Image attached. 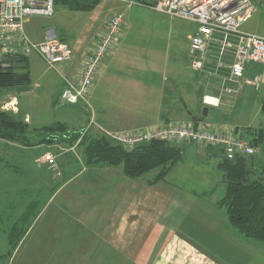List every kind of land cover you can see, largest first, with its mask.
<instances>
[{"label": "crops", "instance_id": "0c3cea01", "mask_svg": "<svg viewBox=\"0 0 264 264\" xmlns=\"http://www.w3.org/2000/svg\"><path fill=\"white\" fill-rule=\"evenodd\" d=\"M109 12L103 8L95 16L87 35L71 46V61L53 68L60 77L61 86L50 98L51 107L60 103L65 83L76 79L83 58L93 49L105 23L111 18ZM187 22L191 24L186 36L189 47V37L196 33L198 27L196 23ZM43 40L45 34L33 41ZM231 40L236 41L235 38ZM218 51L217 47H211L209 63L205 68L190 75V82L182 80L180 89H176L171 106L176 115L190 111L199 117L202 110L208 108L209 117L211 109L217 113L229 112L241 103L256 105L259 102L262 108L264 66L258 74L263 82L258 90L250 86L236 93L237 83L227 80L229 67L234 61V49L228 50L221 60L224 66L217 71ZM114 53L105 59L103 71L96 79L89 99L95 97L96 88L102 83L114 81L110 77L117 55ZM31 56L34 61L35 57L39 58L38 55ZM31 56L27 57L30 90L25 93L12 90L16 94L10 97V104L18 105V108L3 110L20 115L30 126L32 116L19 106L20 98L32 93L33 88L39 85L37 82L34 86L32 84L28 68ZM33 74L36 76L34 69ZM214 83L220 85L219 89ZM170 91L164 88L163 94ZM205 96L220 99V105L205 106ZM164 101L165 98L163 103L160 100L159 112L151 118L152 124L143 126H165L176 122L163 115ZM188 104L191 109H188ZM81 110L76 112V117L82 115ZM92 113L95 114V118L92 117L95 128L88 131L89 135L97 136L101 130L143 127L134 115L100 104L97 108L93 105L91 112L88 111L90 117L85 115L84 121L89 123ZM202 123L217 129H236L243 135L251 129L250 125H231L226 118L222 122L211 120ZM44 125L39 123L37 129ZM0 146L5 151L0 156V264H247L257 259L264 264V244L244 238L232 227L226 209L219 205L223 198L206 203L201 199L205 197H201L196 190H179L170 183L171 187L167 178L156 183H153L156 176L152 180L142 177L129 179L122 167L86 164L82 150L77 146L40 145L37 150L44 151L39 157L29 155L30 149L18 144L0 140ZM46 152L55 154L57 168L51 169L39 160ZM206 153L211 157L208 149ZM4 160L7 165L2 166L1 161ZM214 192L215 188L210 195ZM26 214L30 218L28 231L17 247L11 250L8 240L10 229L20 224Z\"/></svg>", "mask_w": 264, "mask_h": 264}, {"label": "rangeland", "instance_id": "374dc122", "mask_svg": "<svg viewBox=\"0 0 264 264\" xmlns=\"http://www.w3.org/2000/svg\"><path fill=\"white\" fill-rule=\"evenodd\" d=\"M254 2H256L254 14L243 29L264 35V2L262 3L261 0H254ZM103 8L106 12L110 11L111 17L119 14L123 19L121 45L116 49L117 55L112 64L115 66H113L114 70L110 74L114 81H105L96 88L95 97L88 100L91 108L85 103L73 106L58 103L51 107L50 98L61 86L60 77L57 71L49 68L40 57H35L34 61V57L30 55L28 68L32 74V84L34 86L37 82L39 85L36 89L33 88L32 93L20 98L21 106L19 108L24 112L28 111L32 116L31 126L38 128L39 123L47 125L63 121L73 129L82 130L84 133L87 131L88 134L92 127L95 128L92 119V117L95 118V114L92 113L89 123L84 119L86 116L90 117L88 111L91 112L93 105L97 108V104L134 115L140 119L138 121L143 126L152 124L151 118L159 112V102L161 100L163 103L164 98L162 109H164L165 118L173 120V122L191 121L188 114L176 115L172 112L174 108L171 107L172 99L177 94L176 89H180L182 80L190 82L192 78L188 77L195 73L190 67L187 51L186 36L190 32L189 27L191 25L187 21L170 18L140 5L128 6L116 0H103L95 8V12L92 11L91 13L73 12L62 5H57L53 17L35 16L30 18L26 26L27 33L36 41L44 36L45 30L54 29L58 38L63 39L66 44L74 46L77 40H81L87 35L92 28L95 16L101 13ZM33 64H35L34 68L32 67ZM32 68L36 76H34ZM38 76L40 78L37 80ZM214 84L219 89L220 85ZM164 88L172 91L163 94ZM245 88L251 87L245 86ZM15 94L12 90H6L0 95V110L18 108V105H9L10 97L15 96ZM80 108H82L83 117L81 114V116L76 117V112H79ZM191 108L192 106L188 104V109ZM223 117L231 125L237 124L244 127L250 125L254 130L264 128V113L259 102L256 105L241 103L236 109L229 112L217 113L211 109L210 116L204 118L203 122L209 123L211 120L222 122ZM80 120L82 123H79ZM100 130L101 128L99 132ZM108 130L120 132L117 129ZM103 135L101 130L99 136ZM78 143L76 142L74 146H78ZM179 145L184 148L183 157L178 165L172 168L166 181L169 184L172 183L179 190H196L201 197H205L200 198L204 199L203 201L206 203L221 199L224 196L226 186L222 181L221 171L218 170L219 157L221 156L218 148L208 149L212 154L210 157L205 148H198L193 144L179 143ZM29 149L28 154H34V157H39L44 151L42 149L37 150V147ZM257 151L254 162L257 173H259L264 169V143L258 146ZM2 152L5 153L0 146L1 157ZM46 153L55 155L53 152ZM1 165H7L6 160L1 161ZM158 172L159 170L156 169V171L146 174L142 178L152 180ZM213 188H215V192L211 196L210 191ZM247 264H261V262L257 259V261L251 260Z\"/></svg>", "mask_w": 264, "mask_h": 264}, {"label": "built area", "instance_id": "2783aa9c", "mask_svg": "<svg viewBox=\"0 0 264 264\" xmlns=\"http://www.w3.org/2000/svg\"><path fill=\"white\" fill-rule=\"evenodd\" d=\"M57 0H0V70L12 69L16 60L38 55L50 68L73 58L71 45L57 37L54 29L45 30V40L34 42L27 33V22L35 16L53 17ZM114 1V0H112ZM128 6H143L170 18L196 23V33L189 37L188 57L193 71H202L209 63L210 48L219 49L217 71L223 67L221 61L227 50L234 49L233 63L229 67V82L237 83L236 93L245 86L258 90L262 76H246L251 64L264 66V35L244 30L256 7L254 0H116ZM123 19L115 14L104 26L93 49L83 58L81 69L72 82L67 81L62 89L59 102L73 106L88 101L103 63L121 45ZM235 38V42L231 40ZM228 90V89H225ZM207 107H218L220 99L205 96ZM11 105V104H9ZM8 105V106H9ZM105 137L115 144L132 151L143 144L155 141L193 144L198 148H221L229 160L237 157H252L257 154L251 140L236 129H217L204 123L196 124L177 121L165 126H143L120 132L102 130ZM80 141V140H79ZM78 141V142H79ZM51 169L57 167L55 155L46 153L41 157Z\"/></svg>", "mask_w": 264, "mask_h": 264}, {"label": "trees", "instance_id": "16d2710c", "mask_svg": "<svg viewBox=\"0 0 264 264\" xmlns=\"http://www.w3.org/2000/svg\"><path fill=\"white\" fill-rule=\"evenodd\" d=\"M102 2L103 0H57L56 5H62L73 12L91 13ZM261 67L263 66L256 63L249 65L245 70L246 75L255 77L261 73ZM29 83L28 72L25 75H17L11 68L0 70V95L6 90H14L16 85ZM262 112L264 113V100ZM245 133L244 137L251 140L255 149L264 143V128H251ZM0 140L25 148L52 144L73 147L80 140L77 147L82 150L86 164L122 167L124 175L129 179L144 177L158 169L153 183L164 181L170 170L182 159L184 152V148L179 144L167 141L143 144L129 151L104 135L92 136L87 134V131L84 133L82 130L71 129L63 122H53L39 129L33 128L20 115L2 110ZM218 150L221 152L218 168L224 175L226 186L219 205L226 209L228 221L237 232L248 240L264 244V169L257 173L254 162L256 156L229 160L221 148ZM29 219L28 214L24 215L21 223L10 229L8 240L11 250L17 247L21 237L28 231Z\"/></svg>", "mask_w": 264, "mask_h": 264}, {"label": "water", "instance_id": "95a60500", "mask_svg": "<svg viewBox=\"0 0 264 264\" xmlns=\"http://www.w3.org/2000/svg\"><path fill=\"white\" fill-rule=\"evenodd\" d=\"M13 70L14 73L17 75H25L28 72L27 69V59H22V60H16L13 64ZM30 90V85L26 84V85H16L14 91L18 92V93H25L27 91ZM209 113V109L208 108H204L201 112V114L199 115V117L194 116L190 111H188V115L190 117V119H192V121L194 123H198L200 124V122H203L204 118H206L208 116Z\"/></svg>", "mask_w": 264, "mask_h": 264}]
</instances>
